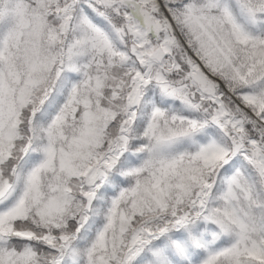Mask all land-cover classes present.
I'll list each match as a JSON object with an SVG mask.
<instances>
[{
	"label": "snow or ice",
	"instance_id": "obj_1",
	"mask_svg": "<svg viewBox=\"0 0 264 264\" xmlns=\"http://www.w3.org/2000/svg\"><path fill=\"white\" fill-rule=\"evenodd\" d=\"M0 264H264V0H0Z\"/></svg>",
	"mask_w": 264,
	"mask_h": 264
}]
</instances>
